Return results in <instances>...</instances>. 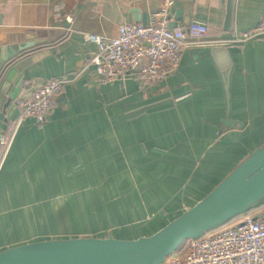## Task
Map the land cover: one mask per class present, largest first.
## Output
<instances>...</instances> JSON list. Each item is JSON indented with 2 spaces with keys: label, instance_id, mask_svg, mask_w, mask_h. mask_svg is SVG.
Listing matches in <instances>:
<instances>
[{
  "label": "crops",
  "instance_id": "1",
  "mask_svg": "<svg viewBox=\"0 0 264 264\" xmlns=\"http://www.w3.org/2000/svg\"><path fill=\"white\" fill-rule=\"evenodd\" d=\"M172 1L169 24L205 22V45L185 43L177 68L141 89L128 74L100 82L85 34L145 25L163 0H0V35L61 33L16 54L7 80H23L21 91L62 81L46 122L25 120L6 154L0 149V250L48 238L149 236L264 143V38L236 45L228 104L213 60L198 54L255 26L264 0H234L230 31L225 0ZM6 48L0 43V62ZM247 213L264 217V202Z\"/></svg>",
  "mask_w": 264,
  "mask_h": 264
},
{
  "label": "water",
  "instance_id": "2",
  "mask_svg": "<svg viewBox=\"0 0 264 264\" xmlns=\"http://www.w3.org/2000/svg\"><path fill=\"white\" fill-rule=\"evenodd\" d=\"M225 2L223 30L230 31L234 0ZM173 25L169 24L170 27ZM60 34V31L25 30L15 36L10 35V40L0 35V43L9 51L0 62V94L3 95L0 101V137L7 131L16 112V100L28 98L35 89L28 87L21 91L23 80L15 84L7 80L12 71L8 70L11 60L33 46L52 42ZM238 52L237 46H212L198 53L211 58L221 74L227 104L230 97V57ZM168 99L141 106L133 113L146 111ZM263 202L264 143H260L201 200L149 236L119 239L109 234L104 238L40 239L0 250V264H162L185 240L196 239L218 229Z\"/></svg>",
  "mask_w": 264,
  "mask_h": 264
},
{
  "label": "built area",
  "instance_id": "3",
  "mask_svg": "<svg viewBox=\"0 0 264 264\" xmlns=\"http://www.w3.org/2000/svg\"><path fill=\"white\" fill-rule=\"evenodd\" d=\"M172 5V0H163L158 10L150 12L145 25L123 23L113 37L85 34V40L96 46L91 62L100 82H112L128 74L141 89L147 88L165 80L177 68L185 43L205 45L203 40L208 33L205 22L193 19L186 25L169 26ZM260 37L264 38V14L255 26L239 36L209 45L236 46ZM61 88V80L50 79L36 86L28 98L16 100L12 127L0 137L3 154L22 122H46ZM162 264H264V217L246 212L199 238L187 239Z\"/></svg>",
  "mask_w": 264,
  "mask_h": 264
}]
</instances>
